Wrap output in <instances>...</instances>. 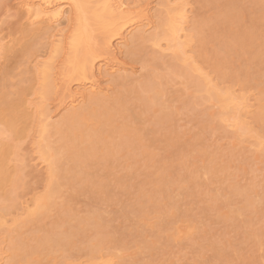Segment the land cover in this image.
Returning <instances> with one entry per match:
<instances>
[{"label":"rangeland","instance_id":"1","mask_svg":"<svg viewBox=\"0 0 264 264\" xmlns=\"http://www.w3.org/2000/svg\"><path fill=\"white\" fill-rule=\"evenodd\" d=\"M135 1L139 2L138 6L141 8L147 7L146 17L149 20L136 24L138 25L137 29L134 28L136 31L129 30L135 34L141 31V28H145L141 25L146 24L148 27L144 30L146 33L159 32L160 19H163L165 14L161 12L164 11L160 5L162 0L159 2L158 0ZM21 2L22 0H0V39L3 37L2 40L9 42L8 45L12 41L11 46L12 43L16 44L14 50L7 53L5 59L0 62V109L6 106L5 101L15 104L18 100L22 101V98L29 99V102L36 101V96L27 92L28 86H31L34 81L31 65L34 63V57L41 56L44 60L45 55L46 59L49 57V54L47 55L50 49L48 38H45L46 35L43 32H37L34 35L28 32L27 23L24 22L26 20H22L24 17L19 7ZM178 2L183 4L186 10L188 9L189 30L194 31L197 28L194 31L195 34L190 33L193 40L187 46L186 52L202 69L201 71L207 73L219 87H229L239 95H244V98L247 97V102L253 105L248 119L249 126L253 129L252 131L264 136V116L263 119L259 118L263 115L260 106L264 98L262 96L264 93V0H179ZM140 7L138 9H141ZM160 8H162L161 11ZM65 9L68 10L67 7ZM148 22L152 26H148ZM61 27L68 32L71 30V27H67L65 23ZM132 33L130 32L129 37H126L127 46L125 43L121 44L119 49L122 53L116 56L117 60H120L117 62L120 72L123 71L121 75L131 77L130 84L136 87H133L136 90L133 93L138 92L136 93L138 98L143 97L144 93L141 95L140 90L145 91L143 88L147 80L155 81L150 77L156 76L158 78L156 81L159 85L161 84V93L164 91V94L160 92L158 94L163 99L158 95L155 96L163 102L160 106L156 105L159 99H155L156 103L153 98H151L152 103L151 99L148 103L145 102V99L148 100L155 93L147 92L148 98L145 95L144 102L158 108L151 113L148 111L147 114L143 108L145 115L142 114L143 112L138 114V111L142 109L140 108L142 100L137 101L133 93L129 95L126 91L129 88L127 85L121 86L115 82V76H118V73L112 74L110 78L103 77L106 67L104 62H107L101 59L105 58L102 52L104 49L99 42L103 34L101 30H94L91 35L92 49L100 58L97 57L96 62L102 61L99 65L97 64L101 69L99 73L102 71L97 75L101 84L100 88L107 90L108 97L121 96L122 102L129 111L123 112L121 116L116 114L114 121L120 122L119 125L126 124L137 130L133 133L135 141L117 147V161L114 160L115 162L109 167L104 165L103 160H98V164H85L80 175L87 176L86 179L75 181L77 184L72 182L76 184L77 190L69 188V182L73 172L78 168L67 170L65 167L63 171L56 170L55 180L57 178L60 184L66 183L61 185L59 187L61 190L58 191L59 196L57 195L56 202L60 203L57 207L59 211L47 209L49 212L45 211V215L46 212L48 215H36L34 221L33 218L31 219L34 223L20 225L22 228L18 227L21 230H18V235L21 233L19 241L10 243L5 239L0 240V257L3 259L5 257L2 262L5 264H13L14 261V264L26 262L29 264H69V262L78 264L95 261V264H101L103 260H108L112 264H264V150L259 151L250 146L254 139L247 136L237 137L226 124L219 121L217 117L219 109L205 100L204 94L196 91L198 81L195 74L189 71L187 75L191 79V81L188 80L189 82L185 80L186 77H183L182 73L179 74L187 64L175 61V57L162 58L159 54L156 55L158 51L151 49L149 43L141 44L142 47L138 43H131ZM62 40L67 41L65 38ZM238 40L243 44H239ZM223 46L227 47L224 51ZM223 52L225 55L222 54ZM219 53L220 57H218ZM221 54L224 58L226 56V59L221 58ZM63 57L65 58V56L54 58L58 73L62 70ZM237 71L244 74H239ZM158 83L153 85L159 86ZM141 85H143L142 88H140ZM75 87L76 85L73 86ZM21 91L22 94L19 96ZM58 92L56 96L53 95L54 97H46L49 99L45 104H49L48 109L51 114H54L53 121L60 120L66 112L59 109L62 104L59 102L62 94ZM127 99H130L128 100L130 102H127ZM260 99H262L261 104ZM191 103L194 104L191 105ZM128 112L134 113L130 115ZM168 112L170 117L171 113L173 116L172 119L167 116L169 124L166 125L172 126L164 127L162 122L167 120L165 113ZM160 113L165 114L163 116L165 120L160 121L162 125L158 123L162 119L158 118ZM128 114L133 119L129 118ZM139 116L142 117L141 120ZM0 127H4V118L0 120ZM21 130H24V137L16 140L22 147L21 153L19 152L21 157L16 155L21 161L12 154L7 156L12 160L16 158L14 162L17 160V163L26 161H23L24 164L21 163L25 169L19 163L13 170L18 168L23 170L15 171L19 174L13 177L19 181L17 189L12 194L13 204L5 202V205H2L12 216L19 204L23 202L29 204L35 197L42 196L46 187L45 167L37 160L38 158L34 155L36 150H33L30 143L34 133L30 123L27 125L17 123L15 132L20 133ZM170 130L173 131L170 134L172 142L166 143L163 141L162 134ZM58 138V135H54L49 140L51 147L54 148L53 151L56 150ZM121 141V138L114 137L111 142L118 144ZM140 152L148 153L150 158L145 160ZM60 176L64 180L60 179ZM65 176H71L68 183ZM166 182L171 184L167 183V185ZM161 191L166 192V195L161 196V193H164ZM106 193H109L110 199ZM246 199L253 202L251 209L255 208V211L250 208L243 209ZM61 206H66L73 215L70 219L78 218L80 223L78 221L74 223V220H71L72 223L68 217L66 219V212L63 213ZM173 207L175 210H172ZM60 211L65 215V226L60 224L63 219L60 218ZM87 217L92 219L90 223H96L95 230L89 226L91 219ZM40 218H42L41 221ZM81 218L85 220H82L84 222L88 220V227L87 224L81 223ZM69 222L74 228L86 226L87 231L84 230V235L80 231L74 236L71 233L74 230L71 229V225H68L71 226V232L64 230L66 223L70 224ZM39 230L42 235L39 234ZM42 230H44L43 233ZM45 230H49L47 231L49 235L53 234V236L50 235L52 250L42 251L39 257L26 255L24 252L28 249L27 247L34 245L36 241L32 240V236L41 239ZM68 232L71 235L65 236ZM48 234L46 233L45 236H49ZM62 236H65L64 243L68 241L69 245L62 247V244L64 245ZM95 236L102 239L104 244L98 250L100 258L91 259L88 251L91 247L89 249L87 247ZM0 239H3L2 236ZM30 239L34 244H29ZM54 239L63 241L60 244L57 241L56 245H52L56 241H53ZM88 241L90 243L87 244ZM44 252L49 254L48 258L46 255V258L42 257ZM11 258L14 259L11 260Z\"/></svg>","mask_w":264,"mask_h":264},{"label":"bare ground","instance_id":"2","mask_svg":"<svg viewBox=\"0 0 264 264\" xmlns=\"http://www.w3.org/2000/svg\"><path fill=\"white\" fill-rule=\"evenodd\" d=\"M159 1L161 0H158L157 2ZM178 1L179 0L161 1L160 5L162 6L163 9L160 8V11L161 9L164 10L161 12L162 13L164 12L165 14L162 17L163 19H160L161 21L159 26L161 27V30L159 32L153 31L150 33H146V31L144 30L147 29L148 27L146 24H143L141 26L145 28H141L140 29L141 31H138L137 33L133 34L132 31L129 29H134V28L137 29L136 26L139 25L138 23H141L143 21L147 22L148 19V17H146L147 16L146 11L148 10L147 7L144 6L146 7L145 9L143 7L141 8L140 6H138L139 2L137 1L138 2L137 4L135 0L134 1L133 0H26V1L22 0L19 7L20 9H22L21 12L23 13L22 16L24 18L21 19L26 20L24 22L27 23L28 32L31 35H34L37 32H43L46 35L45 36L43 34L45 38L46 37L48 38L50 49L48 48L49 53L47 52V55L49 54V57H47V59H46V55L44 56L45 60L41 59V56L39 55L40 58L34 57L35 59L33 61L34 63H32L33 65H31V69H32L31 73L34 76L33 79L34 81L31 86H28L27 92L28 93L30 92L32 96L35 95L36 96L35 100L37 102L33 100H31L32 102H29V99L27 100L26 98L19 97L22 98L23 100L20 101L18 100L19 99L18 98L17 99L18 102L16 101V104L5 101L4 104L6 103V106L4 105V107L0 109V120L4 118V127L3 128L0 127V233L3 238L0 240L5 239L8 240L10 243L11 242L14 243V241H17L19 239V235L21 233L18 235V230L22 226V224H24V226L25 224L28 225V223L32 224L31 222H33L36 219V217L34 219V216L36 215L46 216L48 215L47 213L50 210L54 211V209H57L58 205H60L59 201L56 202L57 195L59 196L58 191L61 190L59 187L66 183L64 182L63 184L61 182L60 184L58 183L57 178L55 180L56 176L54 175L56 173V170L59 169L63 171L66 168L67 170L68 168L69 169L78 168L77 170H75V172H73L71 181H70L71 176L64 177L66 178L65 180L67 181V183L68 181L71 182V183L69 182L70 185L69 188L71 189L73 188L74 190H77L76 182L83 180L82 178L86 179L87 177V176L84 177V175L81 177L80 175L82 172V168L84 167L85 164H93V163L98 164V160H103L104 165L106 164V166L109 167L111 163L117 161L116 159L117 147L124 146L128 143L131 144L135 141L134 139L135 136L133 135V133L137 130L131 128L126 124L119 125L120 122L114 121V117L116 114L121 116L123 112L129 111V109L125 107V103L122 102L121 96L117 97L116 95L113 96V98L108 97L109 95H107L106 92L107 90H103V87L100 88L101 87L100 86L101 84L99 83L100 80L97 78V75H99L102 72L101 71L99 73V71L101 70L100 67L98 66L99 63H101L102 61H107L106 63L104 62V65L107 67V69L105 67L103 71L105 76L103 77L108 76L110 78L112 74L116 75L118 73L117 74L118 76H115V82L120 84L121 86L127 85V87L129 88L126 89V91L128 92L129 95L130 93L136 91L134 89L136 87H134L133 85L134 87L133 88L131 86L132 84H130V82H132L131 77L127 75H121V72L123 71L120 72V68L117 65V62L120 60H117L116 57L120 53H122L120 52L121 49L119 48L121 47L119 46L121 44L123 45L124 43L127 46L126 37L130 35V32L133 34L131 39L129 38L131 40L130 41L131 43L133 44L138 43L140 45L141 44L147 45L146 43H149L151 49L153 50L156 49L158 51L156 55L159 54V56L160 57L162 56V58L168 56L175 57V61H179L183 64H187L185 69H182L183 72L181 70L179 74L182 73L183 77L187 78V79L185 78L186 81L188 80L191 81V79L187 77L189 71L195 74V77L198 81L196 85V89H197L196 91L204 94L206 96L205 100H208V102H211L214 107L219 109V112L217 114L219 121H221L223 124H226L227 128H229L231 132L237 135V137L242 138L247 136V138L254 139V141L250 144V146L254 147L255 149H258L259 151L264 150V136L257 134L255 131H252L253 129L249 126L248 119L250 118L249 116L251 115L250 113H252L251 108L253 105L247 102L248 100L247 97L244 98V95L242 94L239 95V93H236L231 88L229 89V87L227 88L219 87L216 83H214L213 79L210 78L207 73L201 71L202 69L198 65H196L195 61L192 60L191 56L188 55V53L186 52L187 46L189 45V43L192 42L191 40H193L192 39L193 37L191 38L190 33L191 32L194 33V31L197 28L194 31L189 30L190 29L188 28L189 25H187L190 23L188 20L189 16H187L188 9L186 10L185 6L183 4H180V2ZM65 7L68 8L67 11ZM138 7H140L141 9H138ZM135 21L136 22L140 21V22L136 23ZM63 23H65L67 27H71L70 32H68V30L67 31L64 30L65 28L61 27ZM150 25L151 24L149 23L148 26ZM22 28L24 27L22 26ZM94 30H101L103 34L102 36L100 34L101 40L99 42L102 48L104 49V50L102 49L103 50L102 52L104 53L103 56L105 58L104 59L101 58L102 61L101 62L98 61L99 63H97L96 60L97 57L98 59L100 58L98 55L94 54V50L92 49V43H91V41L93 40V37L91 35ZM134 31L136 30L134 29ZM2 38L0 39V62L3 61L6 57V54L9 53L11 50L13 51L14 46H16L15 43H14L15 45L12 43L11 46L12 41L10 42V45H8L9 42L8 43L4 42ZM63 38H65V40L67 41L63 42L64 41L62 40ZM237 42L239 43V40ZM223 44L226 43L223 42ZM239 44H243V43L240 42ZM226 46H223L224 47L223 51L224 49L227 48ZM255 46L257 47V45ZM140 47H142V45ZM222 54H224V52ZM224 55H222L223 57L221 56V58H224ZM60 56H65V58L63 57L64 60L61 64L62 70L61 72L58 73L56 71L57 68H55L54 65L55 63L54 58ZM218 57H220V53ZM224 59H226V56ZM220 64L222 63L220 62ZM110 70L113 72H111ZM237 72L239 74H244V73H240L239 71ZM150 78L152 79L154 78L155 81L147 80L146 84L144 83L145 87L143 88L145 91L140 90L141 92L140 94L142 95L144 93L142 96L146 97L145 95H147L148 98L147 92H149V94H153L155 92L153 96L151 95L152 97L150 96V98H148V100L145 98L144 99L145 102L148 103V101L151 98H153L154 102L156 103V101L160 97L161 99H163L162 96L158 95L161 93V88H160L161 84L159 85L158 81H156L158 79L156 76ZM150 81L154 82L153 84L155 85L158 83L159 86L153 85ZM74 85H76L75 88H73ZM142 87L143 85H141L140 88ZM157 87H159L160 91ZM57 92L58 93L61 92L62 94L60 96L61 100L58 98L60 100L59 102L62 103L60 104V106L57 103L58 106L61 107L59 109H61L62 111L65 110L66 112L64 115H62L60 120L53 121L54 114L50 113L48 109L49 104H45V103L49 99L46 98L47 96L54 97L53 95L57 94ZM163 92L164 91H162V93ZM136 93L138 92L133 93L134 96L138 95ZM21 94L22 91L18 95L20 96ZM155 95H158L159 98ZM154 96L157 98H155ZM262 96H264V93L262 94ZM143 97L141 98L140 96L141 98L140 99L136 96L137 101L142 100L140 101V103L141 102L143 103V105L141 103L140 108L142 109L140 110V112L138 111V114L143 112V108H145L144 112H146V114L148 111H149L148 113H151L153 112L152 110L158 108V107L155 108L153 105H148L147 103H145ZM130 99H127V102H130L128 101ZM153 99L150 100L151 103ZM155 99L157 100L155 101ZM162 102L163 101H160L159 99V101H157L158 104L156 105L160 106L161 105L160 103ZM261 102L262 99H260V104ZM194 103H191V105H193ZM260 111L263 115H260L259 118H262L264 116V98L262 105L260 106ZM135 112L137 111L135 110ZM144 112L142 114H144ZM132 113H130V115ZM169 113L170 112L165 113L167 120H165V118L163 117L165 116V114L164 115H161L162 113L158 114V118L160 119L162 118L161 120L158 121V123L160 121L162 122V120L163 121L165 120L162 123L163 126L166 127L169 124V118H168L170 117ZM130 115L128 114V117L132 118V116L130 117ZM172 116L173 115L171 113L170 119H172ZM138 118H140V116ZM137 121H139V119ZM161 122L159 125H162ZM17 123L25 124V125L30 123L31 129L34 132L33 136H31L32 139L30 140V143L33 146V150H36V154L34 155H36V157L38 158L37 160H39L40 161L39 163H41L43 167H45L44 179L46 181V187H44L45 188L44 194L42 196L40 195L39 197L38 196L35 198L33 197L34 199H32L31 202L29 203L30 205L27 202H23L22 204H19L18 208L17 207L15 208L16 210L15 212H13L14 215L12 216L11 214L9 215L7 211H5L7 208L2 205H5V202H9V204L11 203L13 204L12 194L19 185V181L13 177L19 174L16 173L19 172V170H22V168L25 169L24 165L23 166L21 165V163L24 164L23 161L25 160L21 158L23 161L19 162L21 160L18 158V156H16V155H20L21 153L20 151H22L21 145L19 143L17 144L18 141L16 142V140L24 137L23 134L24 130H21L20 133L15 132V126L17 125ZM171 126L172 125L167 127H171ZM164 130L166 131V129ZM171 131L172 130L168 131L169 133L165 132L164 134H162V138L164 137L163 139L164 142L166 143L172 142V138L170 137L171 136L170 134L173 133V131L172 132ZM54 135H58L59 138L55 145L56 150L53 151L52 149L54 148L51 147L52 145L50 144L49 140ZM176 135L178 134L176 133ZM114 137H119L122 139V141L118 144H113L111 141ZM11 154L17 157V160H19L18 163L17 160L14 162V160L16 159L15 157L14 160H12L11 157H10L11 159H8L7 156H10ZM140 154L145 160L150 158V155L148 153L140 152ZM16 164H19L20 166H22V168L21 169L18 168V170H15L16 171L15 172L13 170L15 169L14 167ZM79 170L81 171L79 172ZM60 179H63L62 176H60ZM72 182H75L76 184ZM167 183L169 182H166L165 184ZM78 191L81 192L82 189L81 190L78 189ZM234 191L236 193V189H234ZM165 193L166 192L161 193V196H165L166 195ZM108 194L106 196L108 197V199H110L109 198L110 195L108 196ZM246 200L244 201L245 204L242 206L243 209H247V208L251 209L253 206V202L250 199H246ZM173 206L175 205L173 204ZM61 208L63 213L66 212L65 215L67 216L63 215V213H61L62 211H60L59 213V215H61L60 218L64 219V216L65 218L68 217V220L72 218L71 216L73 215L70 213L68 209H66L67 208L66 206L63 207L61 206ZM173 208L174 209L172 210H175V207ZM67 210L71 215L67 214L68 212ZM251 210L255 211L256 209L253 208ZM45 211H48L46 212V215H45ZM172 212L174 213L175 211ZM91 217L93 218L92 215ZM42 218L45 219V217ZM42 218H40V221ZM87 218L89 219L90 217ZM63 219H61L62 222L60 221V224L62 223V225L65 226L64 222H66L67 218L64 220ZM77 219L78 218H74V219H70L69 221L74 220V223L75 222L77 223V221L78 223H80V220ZM82 220L84 219L81 218V223L83 222L84 225L87 224L88 227V220L87 222H84L85 220L84 221ZM71 222L73 223V221ZM71 222H69L70 224L66 223L67 226L64 227L65 231L71 232V229H74L71 232L72 234H74V236L78 235L80 231L82 233L87 231V229H85L86 226L78 227L81 228L83 230L82 231L81 229H78L77 226H75L76 228H74L73 224L71 225ZM90 222H92V219L91 221H89V223ZM68 225H71L72 228L71 226ZM89 226L91 227L92 230H95L94 228H97L95 222L90 223ZM66 228H68V230H66ZM43 231L44 230H42L41 232L43 233ZM47 231L49 232V230ZM47 231L45 230L44 232L45 234L43 237L41 236V239H37L34 236H32L33 237L32 240H36V241H34L35 243L34 244L30 239L31 242L29 244L31 245L32 243L34 245L32 246L28 245L29 246L27 247L28 249L26 248L27 250H25L24 252L26 255H28L29 257L31 256L39 257L42 251L47 252L49 249L52 250V248H50L51 247L50 239H52L50 238V235L52 233H50L49 235ZM70 232H68V234L65 236H68ZM46 233L49 235L47 236L49 237V239L45 236ZM82 233L80 234V236L82 235ZM39 234H41L40 230H39ZM65 236H62L63 240ZM92 239L93 240L90 241L91 244H88L90 243L89 241L87 242V244L90 246L87 245L88 247L87 246L86 247L87 249L91 247L90 248L91 250H88L90 254L89 253L88 254L90 255L91 259H95L99 257L98 250L100 246H102V244L104 243H102L103 242L102 239H99L96 236L95 238ZM55 240L56 239H54L53 241ZM57 241L58 240L53 242L52 245L55 243L57 244ZM62 241H58L59 242L58 244H60V242L62 243ZM64 242L65 240L63 241V243ZM66 244L69 245V242L67 241V243H64V245L62 244V247L65 246ZM42 255H44L42 256L44 258L45 255L47 256L49 254L42 253ZM48 257L49 256H47V258ZM4 259L3 257H0V264L3 263L5 264V262H2V260ZM12 259L14 258H11V260ZM109 259L111 260V258ZM104 261L106 260H103L101 264ZM14 263L15 261L13 262V264ZM93 263L88 261L86 263L81 262L78 264H93ZM108 263L109 262L107 260L105 264ZM24 264H29V262H26ZM69 264L71 263L69 262ZM109 264H112V262H110Z\"/></svg>","mask_w":264,"mask_h":264}]
</instances>
